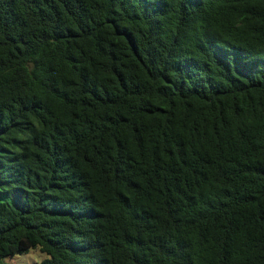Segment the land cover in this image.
<instances>
[{"label": "trees", "instance_id": "1", "mask_svg": "<svg viewBox=\"0 0 264 264\" xmlns=\"http://www.w3.org/2000/svg\"><path fill=\"white\" fill-rule=\"evenodd\" d=\"M264 264V0H0V264Z\"/></svg>", "mask_w": 264, "mask_h": 264}, {"label": "rangeland", "instance_id": "2", "mask_svg": "<svg viewBox=\"0 0 264 264\" xmlns=\"http://www.w3.org/2000/svg\"><path fill=\"white\" fill-rule=\"evenodd\" d=\"M48 256L39 247L31 248L25 254H16L6 258L8 264H39Z\"/></svg>", "mask_w": 264, "mask_h": 264}]
</instances>
